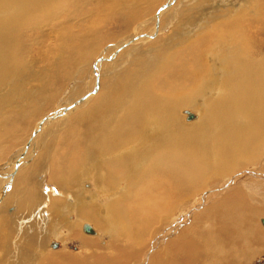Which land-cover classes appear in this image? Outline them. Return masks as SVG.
Returning <instances> with one entry per match:
<instances>
[{"label":"bare ground","instance_id":"1","mask_svg":"<svg viewBox=\"0 0 264 264\" xmlns=\"http://www.w3.org/2000/svg\"><path fill=\"white\" fill-rule=\"evenodd\" d=\"M133 3H129L127 12L122 0L99 3L93 12L90 6L91 11L85 12L88 26L77 30L66 25L70 15L79 17L77 0H0L1 109L13 104L21 81L34 65L29 59L47 54L50 40L56 39L61 46L54 71L64 67L75 70L92 62L99 42L110 41L112 35L105 26L119 20L125 26V35L132 22L143 19L154 7L148 4L141 10ZM143 26L140 24L139 29ZM170 43L169 48L173 45ZM169 48L145 62L138 59L140 69L121 67L123 70L116 74L119 78L114 76L108 88L85 106L76 125L55 138V147H47L31 163H19L15 177L9 172L15 166L16 155L8 157V153L20 142L17 135L23 130L26 133L28 124L21 119L24 112L17 114L12 105L4 112L0 163L5 159L7 162L0 166V196L2 192L4 195L0 197V264H122L138 257L136 249L145 243L155 216L163 213L170 216L162 219L156 234V245L163 251L159 253L160 262L169 255L171 261L176 259L180 251L185 264L201 263L206 258L214 264H237V257L250 256L247 248L252 250L254 244L264 241V232L254 223L255 217L264 215V209L252 207L244 198V190H234L235 196H224L198 214L189 224V231H182L180 245L174 240L166 245L168 232L179 229L178 221L182 219L174 216L177 208L173 209V203L183 199L179 208L188 202L195 204L198 195H210L205 186L209 179L224 175L233 165L237 168L239 163H254L264 152V61L241 62L246 50L231 53L232 57L222 60L221 74L216 78L215 67L200 62L201 48L192 47L178 54ZM206 58L211 62V55ZM154 79L157 84L152 86ZM208 90L214 94L208 96ZM197 98L202 103L195 108ZM191 106L196 114L185 111L191 122L182 121L183 109ZM239 181L245 182L244 187L252 185L250 179ZM253 197L258 199L255 194ZM133 200L136 206L130 207ZM89 223L113 240L101 246L97 242L99 246L92 250L95 242L80 236L84 258L48 248L62 229L69 233L68 239L77 236L74 230L78 227L84 233L90 226L92 232L87 229L90 234H84L96 235ZM245 242L246 249L242 248Z\"/></svg>","mask_w":264,"mask_h":264},{"label":"rangeland","instance_id":"2","mask_svg":"<svg viewBox=\"0 0 264 264\" xmlns=\"http://www.w3.org/2000/svg\"><path fill=\"white\" fill-rule=\"evenodd\" d=\"M87 1H89V3H87ZM91 1L93 0H77L76 8L78 10L77 15H79V17H76L73 14L70 15L68 18L69 22L68 21L66 22V25L68 28H70L73 25L71 27L72 29L75 28L77 30H80L81 27L88 26L87 23L89 19H87L85 15L88 11H91L89 10L90 6L93 12L98 8L99 3L109 4V3H112L113 1H120V0H109V1L108 0H100V1L95 0L93 2ZM122 1H125V4L122 5V7L125 8L124 12L128 11L131 5L129 3L131 2H135L136 5H138L139 9L141 10H145L148 4L149 5L153 4L154 7L152 8V10L147 16L143 17V19L141 20L139 19L140 21L137 20L136 23L135 21L132 22L130 29H127L129 32V33L127 32L128 35H126L127 33L124 35L125 26H123L124 24L122 23L121 25L119 23L120 22L119 20L118 21L116 20L110 25L105 26L106 31L109 34H111L112 37L110 38V41H107V39H105V42H102V43L99 42V44L101 45H99V48L97 47V49H95L96 53L93 52L92 59H91L92 62H85V64L80 65L81 67L79 66L75 70L74 69L71 70L69 68L64 67L65 69L59 68L60 70L56 69V71H54L55 70L54 65L57 67L59 63L57 62V60L60 54L59 47H61L57 44L56 39L54 38L49 41V47L50 46L51 47L47 51V54H49L48 56L46 53H44L45 56L44 55L40 56L39 57L40 59L37 56L29 59L30 62L34 65L32 66L30 65L31 71H30V74L26 76L25 81L23 80V83L21 81V84L18 88L19 91L17 90L18 93L13 97V100L11 102L13 104L8 105V107H5L4 109H1L0 107V134L3 131L2 121L4 119V112L6 114V111L11 105L13 106L12 108L15 109V112L17 114L21 115L24 112L25 115H23L21 119L23 120L24 118V122L28 124L26 133H23L24 132L23 130L22 133L19 132L18 133L19 135H17V138L20 139V142L16 145L15 148L12 149L11 152L8 153L9 154L8 157L12 155H16L14 157L16 160L13 161V163H15L13 165L15 166L13 167L12 171L9 172L10 177H15V175H17L16 166L19 168V163L22 164V161L26 163H29V162L31 163L33 162V159L36 158V156L42 155L46 151L47 147L51 146L52 148L53 146L54 148L56 145L55 143L57 142L55 138L58 139L59 136L62 137L63 134H66L69 131L71 126L76 125L77 123L76 118L78 117L80 112L81 111L83 112L85 110V106L87 107L88 105L93 103L94 101L93 99L96 95H98L103 90L105 91L108 88V85L113 81V77L116 76L117 73L123 70V68L121 67L127 66V67H132V68L134 67L133 69H136V68L140 69V66L138 65L140 63L138 59H141V60L143 59V62H145L147 59L149 60L150 57H152L151 55L155 56L157 54L164 52L163 48H169L168 45L169 44L171 45L170 42H172L173 45L169 48V51H173L176 54L184 52L188 49H191L192 47L193 48L197 47L198 49L201 48L200 51L202 52H200L201 53L200 62L206 65H211L213 68L215 67L214 71H216V73H214V75H216V78L220 77V74H221L220 64H222L224 59L226 58L228 59L232 57V55L230 56L231 53L241 54L243 50H246L242 53L241 62L250 63L252 59H253L252 62L254 63H256L257 61L259 63H261L260 61H264V14H262L264 13V0H261L263 2L262 4H261V1L259 0H159V1H156V0H122ZM135 3H133V5ZM87 5L89 6L87 7ZM258 8H260L259 9L260 11L258 10ZM245 10L247 11V14L245 13ZM250 18L252 20L248 21ZM258 18L260 19L259 22H258ZM233 20L234 22L232 23ZM78 22L79 24H77ZM142 23L144 24L143 26L144 28L141 30L139 29V26ZM81 24H83V26ZM232 25L235 26L234 29L230 28V26L232 27ZM240 27L243 30H241ZM217 28L219 31H217ZM221 28H223L224 30ZM240 34L241 35L243 34V35L241 36ZM207 35L210 38L207 37ZM129 37H131L130 38L131 40H128ZM225 38L226 39L229 38V39L226 40ZM219 41H222L223 44H221V42ZM197 43H199V45L195 46ZM252 44L254 46H252ZM255 46H257L256 48L259 51L255 48ZM247 52H249L250 54H248ZM207 54L211 55V58H210L211 62L210 60H208V58H206ZM50 55L53 58H51ZM43 61H45V63ZM51 62H53L54 64H52ZM143 65L144 63H142V69H145V65L144 66ZM33 66H35V68ZM103 66L105 67V69H103L104 68ZM59 73L63 75L61 76ZM164 74L165 73H162V74L160 73L161 76ZM55 76L57 77V79ZM118 78L119 76L117 77V79ZM156 78L159 79L160 77H156ZM154 80H153V83H151L152 86L153 85L155 86L157 84V80L156 79ZM60 82H63L64 86L63 85L58 86L62 84V83L60 84ZM23 84H25V87L23 86ZM210 87H212V85ZM205 91H207V89ZM208 91H209L208 96L209 95L212 96V94H214V93H211V90H208ZM38 93H39V96H38ZM194 103L196 105L195 106L196 108L202 102L200 98H197L196 100H194L193 105ZM195 108L193 106H191V108L190 107L184 108L183 113H182L183 115L182 121L191 122L188 120L187 114L185 115L184 112L189 111L195 115L196 114ZM6 162H7L6 159L2 160V163H0V166L5 164ZM26 163H23V168ZM236 165H233V167L229 169L230 171L225 170V173H223L225 176L221 175L220 177L217 176V178L212 177L211 180L209 179L207 181L206 184L208 185L205 184V186H206V191H210L209 196L204 197L200 194L198 195V198H197L198 201L195 204H192V202L191 203L188 202L186 207H181V208H179L178 204L180 205L181 202L184 201L183 199H181L178 202L173 203V206H174L173 209L176 210L177 208L174 216L179 217V218L181 217L182 219L178 221L180 228L176 229L177 231L174 229L175 230L174 233H172L171 230L168 232V237L165 240L166 245H169V242L167 241H170L171 243L172 242L171 240H174L173 243L176 244L177 246L180 245V243H182V240L179 237H181L182 231L183 230H185V232L189 231L187 230L189 224L195 220L198 214L202 212L203 210L207 209L208 207H210V204L212 205V204H215L216 202H219L220 200L222 201L224 196H228V197L235 196V194H232L234 190L235 191L244 190L246 194V195L243 194L244 198L246 199L247 202L249 200L248 203L252 207H255L256 209H264V152L259 157V159L254 163H246V164L239 163L237 168H236ZM238 178L239 179L242 178L245 181L250 179L251 181H249V183H251L252 180L254 179L253 180L254 183L252 182V185H248L247 187H244L243 184H245V182H240ZM247 192L252 193V194H248ZM254 194L256 196L255 198H258V199H253ZM0 197L1 199L4 198L3 192ZM250 198L252 199L251 201H250ZM184 199H186V197ZM130 204H132L130 205V207L134 205L136 206L135 200L130 202ZM167 216H170V214L163 213L160 215L157 214L155 216L154 223L152 224L153 227L152 226L150 227L151 230L147 233L148 235L145 236L146 237L145 243L143 242L144 238L142 237V242L144 244L142 243L140 247L136 249V251L137 250L139 251L138 257L137 256H134L133 258L130 257L128 261L126 262L124 261L125 263L123 262L122 264H161V263L163 264L164 262H165L164 264H170V262L174 264L175 263L185 264L184 263L185 256L184 255L182 256L181 255L182 253L179 254L180 251H178L176 254L177 258L171 261V256L169 255V249L167 246H166V249H168L167 252L169 256H167L166 259L165 258L162 259L164 262H160L159 253L163 251L162 250L160 251L159 246L156 245L157 244L156 234L158 232V227H160V225H162L163 223L162 219L165 220ZM262 219H264V215H259L255 217L254 223L256 224V227H258L259 230L264 232V225L261 223ZM68 222H69V219H68ZM85 223H88V222L83 221L82 224H85ZM89 224H91V226L95 228L94 231L97 232L96 235H85L84 234V233L90 234L86 232L87 229H90L92 232V228L90 226H87V228L84 230V233H82L78 227L77 230H74V234L77 236H74L68 239L69 233L65 231V229H62L60 230V235L58 238L57 237L52 238L53 240L51 242L53 244L51 243L48 248L52 250L53 252L56 250H62L72 255H77V256L82 255L81 257L84 258L83 256L84 250L81 248L80 242L78 240L80 236L88 237L95 242L96 246L91 248L92 250L96 249V247L99 246L98 244L99 242L101 246V244L104 245L109 240H113L111 239L112 236L108 237L106 235H103L100 229H97L92 223H89ZM114 242L120 245H124L123 242H119V241H114ZM247 246L248 244L245 242L242 248L246 249ZM251 248L252 250H249V248L246 249V253L248 252L249 254L250 252L249 257L247 258L244 257L246 260L244 258L238 259L237 257L236 259L237 262L238 260H240L239 263L237 264H264V241L263 242L261 241V244L257 242V244H254ZM131 251H133V249ZM173 255L175 254L173 253ZM209 259L210 258H206L204 262L196 263V264H214L215 263L214 261H211L212 259L210 261ZM193 260L196 261L195 257L193 258Z\"/></svg>","mask_w":264,"mask_h":264},{"label":"water","instance_id":"3","mask_svg":"<svg viewBox=\"0 0 264 264\" xmlns=\"http://www.w3.org/2000/svg\"><path fill=\"white\" fill-rule=\"evenodd\" d=\"M262 224L264 225V220H262Z\"/></svg>","mask_w":264,"mask_h":264}]
</instances>
